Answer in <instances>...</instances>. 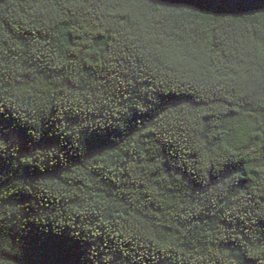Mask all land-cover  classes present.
<instances>
[{"label": "trees", "instance_id": "16d2710c", "mask_svg": "<svg viewBox=\"0 0 264 264\" xmlns=\"http://www.w3.org/2000/svg\"><path fill=\"white\" fill-rule=\"evenodd\" d=\"M0 264H264V0H0Z\"/></svg>", "mask_w": 264, "mask_h": 264}]
</instances>
